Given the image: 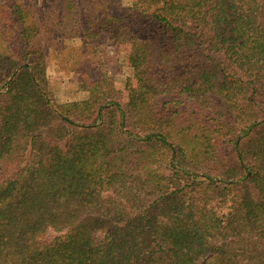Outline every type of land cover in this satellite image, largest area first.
Returning a JSON list of instances; mask_svg holds the SVG:
<instances>
[{"label": "trees", "instance_id": "1", "mask_svg": "<svg viewBox=\"0 0 264 264\" xmlns=\"http://www.w3.org/2000/svg\"><path fill=\"white\" fill-rule=\"evenodd\" d=\"M68 3L54 25L129 45L135 88L104 71L59 111L0 0V264H264V0Z\"/></svg>", "mask_w": 264, "mask_h": 264}, {"label": "rangeland", "instance_id": "2", "mask_svg": "<svg viewBox=\"0 0 264 264\" xmlns=\"http://www.w3.org/2000/svg\"><path fill=\"white\" fill-rule=\"evenodd\" d=\"M31 8L30 17L37 21L38 36L35 37L37 46L33 54L43 55L46 66V82L48 95L61 112H68L84 106L87 99V82L98 78L102 72L113 76V84L118 90V101L125 103L131 99L135 88L132 76L134 63L129 45L113 44L108 39L85 42L76 37L69 38L60 26L54 25L61 12H52L67 6L70 0H24ZM74 9H70L71 16L81 13L83 16L95 14L104 7L113 13H120L132 0H72ZM29 21V22H30ZM68 27V25H65ZM69 31V28H66ZM11 35V34H10ZM11 41H14L13 39ZM30 65L22 62V66ZM17 69V70H18ZM1 91V88H0ZM52 106V107H53Z\"/></svg>", "mask_w": 264, "mask_h": 264}, {"label": "water", "instance_id": "3", "mask_svg": "<svg viewBox=\"0 0 264 264\" xmlns=\"http://www.w3.org/2000/svg\"><path fill=\"white\" fill-rule=\"evenodd\" d=\"M221 180V179H220ZM229 182H232V180H229Z\"/></svg>", "mask_w": 264, "mask_h": 264}]
</instances>
